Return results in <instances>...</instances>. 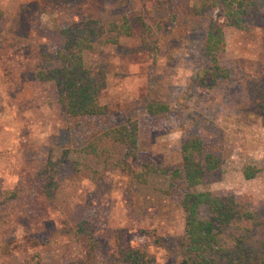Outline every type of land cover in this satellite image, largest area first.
I'll return each mask as SVG.
<instances>
[{
    "label": "rangeland",
    "instance_id": "obj_1",
    "mask_svg": "<svg viewBox=\"0 0 264 264\" xmlns=\"http://www.w3.org/2000/svg\"><path fill=\"white\" fill-rule=\"evenodd\" d=\"M195 1L0 0V264H121L134 245L147 264L182 263L188 242L184 184L157 173L132 182L80 151L92 134L129 119L138 120L140 148L158 165L180 162L186 138H205L222 166L199 189L233 194L264 217V126L255 99L264 69V18L255 16L250 29H239L224 24L219 8L194 13ZM124 16L130 35L84 52L102 83L107 112L69 116L56 86L38 80L37 71L58 64L66 25ZM213 21L225 31L219 57L231 74L217 81L205 54ZM151 101L169 111L146 116ZM50 156L62 158L65 169L55 200L38 181ZM78 161L103 177L82 181L73 171ZM247 165L257 169L255 177L244 175ZM5 192L15 195L2 200ZM84 219L95 231L73 229Z\"/></svg>",
    "mask_w": 264,
    "mask_h": 264
},
{
    "label": "trees",
    "instance_id": "obj_2",
    "mask_svg": "<svg viewBox=\"0 0 264 264\" xmlns=\"http://www.w3.org/2000/svg\"><path fill=\"white\" fill-rule=\"evenodd\" d=\"M205 7L219 8L224 24L239 29H250L255 16L264 18V0H197L193 3L196 14ZM209 26L205 54L210 58V64H206V68L212 74L211 80L217 81L220 75L224 78L231 75L219 57L226 35L221 24L213 21ZM131 32L132 25L127 16L109 22L96 18L75 20L61 29L64 42L56 51L58 64L40 68L37 79L56 86L69 116L80 118L105 114L108 109L101 97L102 83L95 71L85 64L84 52L92 50L97 43L118 42L120 36ZM258 77L261 82L259 90H253L258 94L256 113L264 126V69ZM144 109L146 116L159 117L169 111V106L151 101ZM137 121L129 119L92 134L80 151L105 170L119 172L132 182H146L150 174L157 173L184 184L187 191L180 203L186 213L188 242L187 254L181 264H264V217L257 211L245 209L233 194L199 189L208 179L217 176L222 166L220 155L211 150L209 142L199 136L186 138L181 145L180 162L158 165L140 148L141 132ZM54 157L47 158L38 174V181L49 200H55L63 181L60 173L65 171L62 158ZM73 171L80 172L84 182L103 177V173L88 162H76ZM243 171L247 178H253L257 173V169L250 165ZM1 195H6L2 199L5 200L15 193ZM236 226L244 229L228 237L225 229ZM94 228L95 224L86 219L73 225L78 233H92ZM121 264L147 263L141 248L134 245L125 251Z\"/></svg>",
    "mask_w": 264,
    "mask_h": 264
}]
</instances>
